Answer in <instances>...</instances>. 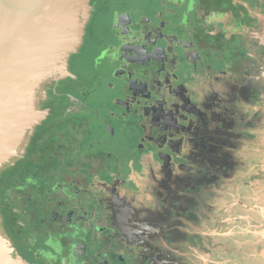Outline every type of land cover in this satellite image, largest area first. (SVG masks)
<instances>
[{
  "label": "flooded vegetation",
  "instance_id": "obj_1",
  "mask_svg": "<svg viewBox=\"0 0 264 264\" xmlns=\"http://www.w3.org/2000/svg\"><path fill=\"white\" fill-rule=\"evenodd\" d=\"M89 4L70 75L42 86L47 115L0 171V224L16 254L27 264L245 260L226 233L260 236L259 226L243 204H224L264 183L248 171L264 133V0ZM225 77L238 78L227 93Z\"/></svg>",
  "mask_w": 264,
  "mask_h": 264
},
{
  "label": "water",
  "instance_id": "obj_2",
  "mask_svg": "<svg viewBox=\"0 0 264 264\" xmlns=\"http://www.w3.org/2000/svg\"><path fill=\"white\" fill-rule=\"evenodd\" d=\"M90 0H0V171L21 157L47 115L36 97L82 44ZM0 264H27L0 224Z\"/></svg>",
  "mask_w": 264,
  "mask_h": 264
},
{
  "label": "crops",
  "instance_id": "obj_3",
  "mask_svg": "<svg viewBox=\"0 0 264 264\" xmlns=\"http://www.w3.org/2000/svg\"><path fill=\"white\" fill-rule=\"evenodd\" d=\"M262 78L264 79V74ZM237 82L238 78L225 77L222 82L219 83L218 88L221 92L227 93L229 87L237 86ZM250 151L256 154V158L251 161L248 171L253 173L255 170H260L262 172V178L264 179V133L263 136L260 137L259 144L255 147H251ZM228 202V204L227 202L224 204L226 208L229 206H237L240 210L241 208L243 210V207H241L243 204L244 208L250 211H244L243 214L247 215V221L250 224H257V226H259V231H257L256 234H260V236L249 234L239 236L236 232L232 233L229 231L226 233L232 234L234 243L239 250L243 248L241 250L245 256V260H235L236 262H234V264H264V183L243 193L236 192L228 199ZM240 210L239 212H241ZM233 212L234 211H231V213ZM235 216L236 218H242V214Z\"/></svg>",
  "mask_w": 264,
  "mask_h": 264
}]
</instances>
